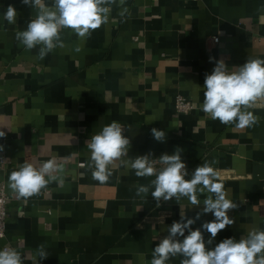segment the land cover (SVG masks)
<instances>
[{
    "label": "crops",
    "instance_id": "obj_1",
    "mask_svg": "<svg viewBox=\"0 0 264 264\" xmlns=\"http://www.w3.org/2000/svg\"><path fill=\"white\" fill-rule=\"evenodd\" d=\"M8 5L17 10L15 24L4 19ZM123 7L128 12L121 17L117 0L109 22L86 40L64 29L65 47L41 60L40 46L27 50L16 40L37 9L0 0V130L6 134L0 183L10 198L0 249L14 247L22 264H151L168 227L181 215L194 218L209 193H197L200 206L187 198L158 206L151 196L155 177H137L122 161L177 148L189 173L218 161L212 166L219 182L237 204L228 213L234 224L211 245L204 233L207 247L264 230V100L249 109L259 119L245 129L213 120L201 107L205 76L217 61L232 72L248 59H264V0H125ZM180 95L194 110L177 113ZM113 121L130 139L128 157L110 165L112 175L100 183L88 167L87 141ZM152 128L165 132L164 142L153 138ZM52 158L64 166L63 185L52 182L17 198L9 174L24 162L38 167ZM140 185L150 186L147 197L136 195ZM213 219L201 215L192 228ZM41 244L48 253L43 260L36 251Z\"/></svg>",
    "mask_w": 264,
    "mask_h": 264
},
{
    "label": "clouds",
    "instance_id": "obj_2",
    "mask_svg": "<svg viewBox=\"0 0 264 264\" xmlns=\"http://www.w3.org/2000/svg\"><path fill=\"white\" fill-rule=\"evenodd\" d=\"M24 5L37 9L35 19L30 20L27 28L16 32V40L27 50L39 47L38 59H44L56 48H64L61 38L64 29H71L81 40L91 36L92 31L109 22L111 6L117 0H53L51 6L45 0H21ZM124 17L128 8L123 7L125 0H119ZM17 10L8 5L4 19L9 24L16 23ZM80 51L79 47L75 49ZM204 100L202 111L213 120L228 125L235 124L245 129L258 123V117L249 109L264 100V59H248L236 71H227L223 60L217 61L211 74L204 80ZM125 128L118 122L104 126L102 130L87 141L90 150V163L93 169L92 178L105 183L112 175L110 165L115 161L128 157L130 139L124 135ZM153 138L158 142L165 141V132L151 129ZM0 130V138L5 137ZM0 145V151H3ZM182 150L177 148L173 154H162L152 159V154L137 156L123 160L130 165L137 177H152L151 196L157 201H169L175 198H187L193 206H200L197 193H209L203 201V208L194 218L181 215L179 221H173L168 227V234L160 240L152 251L151 264H168L174 257L182 256L181 264H264V230L252 229L246 237L239 240L225 238L213 248L206 246L204 233H210L207 241L211 245L217 234L227 226L234 224L229 211L237 208V204L228 198L223 183L219 182V173L212 165L216 160L205 161L189 173L186 163L181 157ZM162 167L157 170L154 166ZM63 164L55 158L49 159L38 167L24 162L18 170L8 176L10 189L17 198L28 199L41 192L49 183L63 185ZM190 178H186L189 177ZM199 186V187H198ZM149 185H140L136 195L147 197ZM211 213V221H205L200 228L192 226L201 215ZM187 232V235L185 233ZM38 256L43 260L48 256L45 246L39 245ZM0 264H22L21 255L14 247L0 249Z\"/></svg>",
    "mask_w": 264,
    "mask_h": 264
},
{
    "label": "built area",
    "instance_id": "obj_3",
    "mask_svg": "<svg viewBox=\"0 0 264 264\" xmlns=\"http://www.w3.org/2000/svg\"><path fill=\"white\" fill-rule=\"evenodd\" d=\"M215 43H219V38L214 39ZM194 105L184 98L183 96H178L176 99V111L178 114H187L194 110ZM152 159H158V158H152ZM0 163L4 164L6 163V160L4 157L0 158ZM80 167H84L85 164L81 163L79 164ZM157 170H159L162 166L159 163H156L154 165ZM10 201L9 195H8V189L7 185L5 183H0V239H3L6 235V227H7V207L8 203Z\"/></svg>",
    "mask_w": 264,
    "mask_h": 264
}]
</instances>
